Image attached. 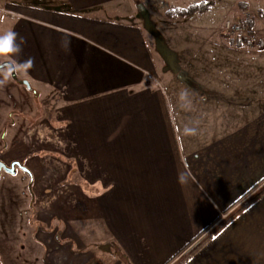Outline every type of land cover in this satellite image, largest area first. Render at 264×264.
Returning <instances> with one entry per match:
<instances>
[{
	"label": "crops",
	"instance_id": "obj_1",
	"mask_svg": "<svg viewBox=\"0 0 264 264\" xmlns=\"http://www.w3.org/2000/svg\"><path fill=\"white\" fill-rule=\"evenodd\" d=\"M138 1L0 9V35L24 40L0 63L44 103L55 96L64 145L58 157L28 152L29 134L49 131L41 109L10 161L1 154L27 165L40 200L31 239L1 264H179L211 235L182 264H264V40L219 37L170 72ZM119 2L129 20L106 13L123 14Z\"/></svg>",
	"mask_w": 264,
	"mask_h": 264
},
{
	"label": "rangeland",
	"instance_id": "obj_2",
	"mask_svg": "<svg viewBox=\"0 0 264 264\" xmlns=\"http://www.w3.org/2000/svg\"><path fill=\"white\" fill-rule=\"evenodd\" d=\"M19 1L22 0H0V9L6 6L7 2ZM192 4H203L204 7L209 4V7L205 11L183 15L184 10ZM137 5L139 12L143 13L142 24L153 32L170 72L176 73L180 64L192 61L195 50H211V47L206 46L219 37L226 41L234 38L223 33L227 20L242 19V22L264 32V0H139ZM118 6L116 10L123 14L106 13L111 17L129 20L128 14L124 12L128 5L119 2ZM22 78L17 71L13 73L8 67L0 68V81H3L0 84V155L3 153L5 158L10 159V154H5L6 150L23 138L29 124L33 122L29 129L39 127L41 119L34 117L39 116L43 109L46 121L45 127L42 128L49 131L42 130L41 136L39 129L35 133H30V139L25 146L28 147V152H31L30 155L47 152L53 157H58L64 145L59 142L61 135L58 136V133L51 129L54 126L52 114L56 107L55 96L51 94L46 97L44 103L45 94L38 91L36 97V86L35 90L30 92ZM208 98L214 100L216 95L208 92ZM28 117H33L35 121L31 120L32 118L28 120ZM39 145H45L47 148L42 150L36 148ZM31 187V179L21 170L16 173L5 171L1 173L0 264L1 255H12L15 251L14 254H18L17 250L23 251L21 249L25 243H22V240L26 235L31 239L34 227L39 221L36 205L40 200ZM226 215V213L221 215L223 220L227 218ZM206 235L208 236V233Z\"/></svg>",
	"mask_w": 264,
	"mask_h": 264
},
{
	"label": "built area",
	"instance_id": "obj_3",
	"mask_svg": "<svg viewBox=\"0 0 264 264\" xmlns=\"http://www.w3.org/2000/svg\"><path fill=\"white\" fill-rule=\"evenodd\" d=\"M223 33L238 38L242 43L259 44L264 38L260 29L251 27L248 23L242 22V19L227 20L224 23Z\"/></svg>",
	"mask_w": 264,
	"mask_h": 264
},
{
	"label": "clouds",
	"instance_id": "obj_4",
	"mask_svg": "<svg viewBox=\"0 0 264 264\" xmlns=\"http://www.w3.org/2000/svg\"><path fill=\"white\" fill-rule=\"evenodd\" d=\"M23 43L24 40L22 37L19 38L18 42V34L14 31H8L3 35H0V55H15L20 53L22 51ZM31 63V60L27 61L29 66ZM2 83L3 81H0V84ZM190 131L194 133L195 129H191Z\"/></svg>",
	"mask_w": 264,
	"mask_h": 264
},
{
	"label": "trees",
	"instance_id": "obj_5",
	"mask_svg": "<svg viewBox=\"0 0 264 264\" xmlns=\"http://www.w3.org/2000/svg\"><path fill=\"white\" fill-rule=\"evenodd\" d=\"M209 7V4H206L205 7L203 6V4H192L190 5L186 10H184V12L182 13L183 15L185 14H192L194 12H197V11H205L207 8ZM264 193V191L260 192L259 194L256 195V198L260 197L262 194ZM253 199V200H254ZM205 231H203V233H201L197 238H195L191 243H189L182 251H180L176 256H179L182 252H184L187 248H189L196 240H198L203 234H204ZM212 236V235H211ZM211 236H208L204 241H202L199 245H197L195 248H193L191 250V252L179 263V264H182L186 259H188L189 257H191L197 250H199V248L205 244ZM176 256L174 258H176ZM171 262V261H170Z\"/></svg>",
	"mask_w": 264,
	"mask_h": 264
},
{
	"label": "water",
	"instance_id": "obj_6",
	"mask_svg": "<svg viewBox=\"0 0 264 264\" xmlns=\"http://www.w3.org/2000/svg\"><path fill=\"white\" fill-rule=\"evenodd\" d=\"M5 67H8L10 68V70L14 73L15 72V66L13 63L9 62V61H5V62H2L0 63V68H5ZM25 84L28 86L29 89H31V85L28 81H25ZM19 165L22 169H24L25 171H29L25 166L21 165L20 163H13L11 165V167H8L5 163H3L1 160H0V177H1V170L4 169L5 171H8V172H15L16 169H15V166Z\"/></svg>",
	"mask_w": 264,
	"mask_h": 264
},
{
	"label": "flooded vegetation",
	"instance_id": "obj_7",
	"mask_svg": "<svg viewBox=\"0 0 264 264\" xmlns=\"http://www.w3.org/2000/svg\"><path fill=\"white\" fill-rule=\"evenodd\" d=\"M5 62V61H4ZM10 62V61H9ZM12 63V62H11ZM15 66V65H14ZM15 71H16V68H15ZM23 81H24V84H25V79H23ZM27 81V80H26ZM26 85V84H25ZM30 85H31V83H30ZM27 86V85H26ZM28 87V86H27ZM29 89V88H28ZM29 90H33V87H32V85H31V89H29ZM36 95H37V93H36ZM0 160L4 163L5 162V160L3 159V157L0 155ZM6 163V162H5ZM13 163H19L18 161H15V160H13V161H11L10 162V164L9 165H7L8 167H11V165L13 164ZM21 165H23V166H27L25 163H20ZM27 168V167H26ZM15 169H16V171L14 172V173H16V172H18L19 170H21V171H23L24 173H26L27 175H28V177H29V179H31V185L33 184V176H32V174H31V172L30 171H25L24 169H22L19 165H17L16 164V166H15ZM5 170L4 169H2L1 170V173L2 172H4ZM5 172H8V171H5ZM32 188V187H31Z\"/></svg>",
	"mask_w": 264,
	"mask_h": 264
}]
</instances>
